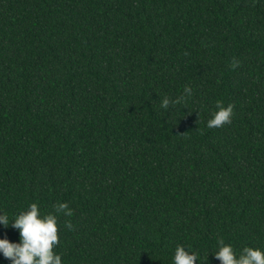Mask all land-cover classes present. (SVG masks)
Segmentation results:
<instances>
[{"label": "trees", "instance_id": "1", "mask_svg": "<svg viewBox=\"0 0 264 264\" xmlns=\"http://www.w3.org/2000/svg\"><path fill=\"white\" fill-rule=\"evenodd\" d=\"M31 203L72 210L62 264L264 249V0H0V213Z\"/></svg>", "mask_w": 264, "mask_h": 264}, {"label": "clouds", "instance_id": "2", "mask_svg": "<svg viewBox=\"0 0 264 264\" xmlns=\"http://www.w3.org/2000/svg\"><path fill=\"white\" fill-rule=\"evenodd\" d=\"M185 92L191 94L190 88ZM170 101L163 99L162 107L168 108L171 104L180 103V99ZM218 111L213 113L207 121L208 128H219L231 123L233 107L223 106L218 102ZM71 217L72 210L67 203L55 206V213L42 214L37 203H31L26 211L15 215L10 221L7 214L0 213V226L19 231V242L10 241L7 237L0 238V255L10 261V264H62V257L54 249L59 245L58 215ZM65 227L72 230V224ZM220 261V264H264V249L245 246L237 251L231 244L218 239L217 249L211 253ZM209 255V254H208ZM173 264H196L199 255L183 245H177L173 255Z\"/></svg>", "mask_w": 264, "mask_h": 264}]
</instances>
